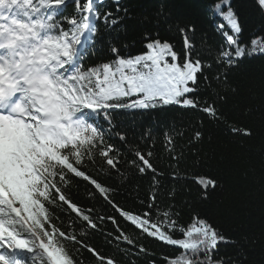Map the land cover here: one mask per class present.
I'll list each match as a JSON object with an SVG mask.
<instances>
[{
    "label": "snow or ice",
    "instance_id": "snow-or-ice-1",
    "mask_svg": "<svg viewBox=\"0 0 264 264\" xmlns=\"http://www.w3.org/2000/svg\"><path fill=\"white\" fill-rule=\"evenodd\" d=\"M114 2L121 11L119 0ZM69 3L75 5L71 16L63 14ZM257 4L264 9V0ZM214 10L231 34L219 26L227 48L213 62L224 70L210 79L206 72L213 62L202 59L190 40L192 27L180 29L182 57L168 41L147 38L145 51L138 55L123 56L110 45L114 60L86 66L85 60L101 51L97 23H119L111 11L97 8V0H0V264H83V251L95 264H136L142 256L151 257L147 264H231L215 257L218 245L230 241L207 218L194 214L184 226L172 211L174 204L160 211L159 173L150 151H135V159L127 161L140 175L153 177L154 189L147 198L133 197L139 208L115 200L123 184H105L89 171L99 155L101 171L127 180L119 167L121 154L106 142L115 130L117 111L176 106L223 122L217 101L226 103L227 91L209 100L205 89L201 98V79L209 88L213 82L231 87L228 69L245 55L264 54V37L253 38L250 47L241 43L243 30L231 0H220ZM228 130L252 135L250 128ZM117 136L126 140L123 133ZM165 138L174 144L171 135ZM202 139L197 130L190 142ZM72 178L90 186L88 197L99 195L115 214L75 201L68 191ZM198 183L205 189L204 198L208 188L216 187L210 177ZM117 216L141 237L174 247L178 254L157 257L120 227ZM106 223L112 224V232L103 230ZM90 232L103 236L104 246L118 254L102 252L90 242Z\"/></svg>",
    "mask_w": 264,
    "mask_h": 264
},
{
    "label": "trees",
    "instance_id": "trees-1",
    "mask_svg": "<svg viewBox=\"0 0 264 264\" xmlns=\"http://www.w3.org/2000/svg\"><path fill=\"white\" fill-rule=\"evenodd\" d=\"M220 0H97V8L111 11L119 17L115 27H106L98 22L97 27L103 36V43L97 44L101 51L85 60L86 66L110 62L115 59L110 45L120 49L123 56H135L145 51L147 38L168 41L180 56L184 53V33L181 28L192 27L187 32L202 59L213 62L218 52L227 48V41L219 27L228 31L227 22L214 10ZM231 8L239 17L242 27L240 41L251 46L253 38L264 37V9L257 0H231ZM126 9L127 11H124ZM75 5L69 3L64 15L74 14ZM227 11V8H223ZM223 67L213 62L206 75L211 79ZM231 87L213 82L209 88L201 79V98H214V93L224 95L227 102L223 107L225 114L222 123L201 112L181 109L176 106L157 107L141 110L129 109L113 113L115 130L106 136V142L120 153L119 165L122 181L115 172L101 171L102 160L97 155L96 167L89 166L93 175H98L105 184H123L115 200L121 204L139 208L133 197L146 199L154 189L151 173L140 175L130 168L127 161L135 159L134 152H151V162L159 175L156 177L158 203L163 212L169 204H174L173 212L179 213V224L186 226L194 214L208 221L230 241L220 243L215 253L217 259H229L231 264H264V54L245 55L237 66L228 69ZM202 121V123H200ZM107 127V125H105ZM250 128L251 136L236 135L228 130ZM202 131L203 139L190 142L195 131ZM117 133L126 136L121 141ZM182 134V135H181ZM166 135H171L174 144H169ZM174 149V151H170ZM172 157H177L173 159ZM106 169V165L104 166ZM111 177V178H109ZM173 177H176L175 179ZM216 181L214 189L206 190L198 183L201 178ZM92 189L82 180L72 178L69 194L81 206L97 211L115 214L105 206L99 195L88 197ZM170 193L172 194L170 196ZM174 197V198H173ZM120 227L137 239L156 256L178 254V249L166 246L141 234L117 216ZM105 232H112L110 223L104 225ZM115 234V233H113ZM179 238V233L175 234ZM90 242L101 247L107 255L118 254L117 249L106 247L103 236L89 233ZM124 247V245H121ZM150 256H142L136 264H147ZM83 264H95L88 252H82Z\"/></svg>",
    "mask_w": 264,
    "mask_h": 264
}]
</instances>
